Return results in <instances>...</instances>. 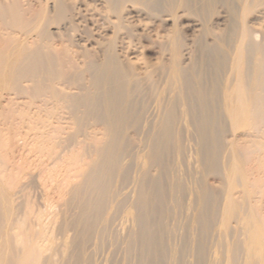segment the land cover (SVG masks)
<instances>
[{
	"label": "bare ground",
	"instance_id": "6f19581e",
	"mask_svg": "<svg viewBox=\"0 0 264 264\" xmlns=\"http://www.w3.org/2000/svg\"><path fill=\"white\" fill-rule=\"evenodd\" d=\"M219 6L227 25L217 30ZM262 8L264 0H0V89L47 149L45 171L67 164L63 178L48 175L64 198L58 230L74 231L58 242L48 216L39 211L34 223L35 213L21 212L24 184L7 166L0 129V264H95L120 246L122 260L104 264H264V35L252 25ZM183 16L197 31L189 63ZM81 19L94 32L78 43ZM62 23L66 32L51 30ZM141 35L155 61L141 57ZM54 119H69L71 131L54 137Z\"/></svg>",
	"mask_w": 264,
	"mask_h": 264
},
{
	"label": "rangeland",
	"instance_id": "374dc122",
	"mask_svg": "<svg viewBox=\"0 0 264 264\" xmlns=\"http://www.w3.org/2000/svg\"><path fill=\"white\" fill-rule=\"evenodd\" d=\"M92 3H94V2H92ZM96 4L97 5L100 4V1H97ZM218 11H219V15H217L213 19V25L217 30L223 29L227 25L226 17H225L227 14H226L225 8L223 6H219ZM261 11L264 12V8H262ZM263 16H264V13H262L261 15L259 14L258 19H255L254 17L252 18V25L257 30V33L259 34V37H258L259 39H261V37H263V35H264V17ZM191 19L187 16H183L181 18V21H180L181 25H183L185 27V32H186V35L188 38V40H187L188 47H187V50L185 51L186 52L185 59H186L187 63L190 62V57H191L190 55L192 54L193 49H194L193 35L197 32L194 30H190L188 27ZM254 22H257V23L255 24ZM168 25H170V23ZM64 26H65V23H62L61 26L53 24L51 26V30L56 31L60 28L61 31L66 32V29L64 28ZM78 26H79V30L77 32H75L73 35L74 39L78 43H79V39L82 38L84 40V39L88 38L87 34L85 33L86 29L89 30V28H90V30H92L94 32L91 25L88 24V22L84 19L79 20ZM198 29L199 28H197V30ZM138 32H141V30L138 29ZM136 39H135V41H136L138 47L140 46L139 50L141 51L140 52L141 57L147 61H155L157 58V55H158L157 54V48L154 47V45L149 42L148 38L142 37V35L140 38H136ZM209 40H212V38H209ZM80 42L84 43V41H80ZM87 46L90 47L91 43L87 42ZM0 97H1L0 98V110H3L5 112L4 116H0V129L3 130L2 131L3 132L2 133V137H3L2 142H4L3 144H5V146L2 147V151H3V154L5 156V160L7 161L6 163H7L9 170H12L11 171L12 175H13L12 177L13 178L17 177L16 179L18 180V182H21L24 184L22 191L18 194L19 195L18 200L20 203L21 212H27L28 214L30 212V215H34V213H35V216H33V218H31L29 216V218H31L32 222H34V223L36 220L35 217L36 216L38 217V214H40V213L44 214V216H43L44 219L46 218V216H48L47 223L50 226V229L51 228L53 229V234L55 233V235H57L56 237L55 236H53V237H55V239H57L58 242H59L58 239H60V238L64 239L65 236L69 235V237H71L74 233L73 230L67 229L65 232H60L58 230V225L64 219L63 216H64V212H65V206L63 205V201H62L64 198L62 197V195H60V191L57 189L56 185L52 181V178L49 177L48 172H50V171L49 170L47 172L45 171V169H48V167H49L48 165L52 161V159H50L49 156L47 154H45L47 149L42 150L40 147L41 145L37 144L38 141L36 142V140L38 138L37 139L35 138L37 135L36 136L34 135L35 137H33L34 131H31V133L27 132L28 134H26V130H27L26 125L27 124L25 125V123H22L21 120H19L17 118L16 109L18 106L13 104V101L10 100L11 96L4 93L0 89ZM68 120L69 119H63V121L57 122L54 119V122H51L54 124V126L56 123L59 124L56 126L60 127L58 129V131L52 132V135H54V137L58 138L61 136H66L67 133L71 131L72 125L69 122L70 120L69 121ZM37 122H35V124ZM68 123H70V124H68ZM41 125L42 124L37 123L36 127H38V129H39L40 127H42ZM96 127L92 126V130L97 129ZM23 128H25V129H23ZM99 128L100 127H98V129ZM59 130H61V131H59ZM90 130H91V127H90ZM33 138H35L36 140H34ZM80 138H82V137H80ZM232 138H233L232 135H229L227 137V139H229V140ZM237 139L243 144V147H242L243 155H244V157H246V159L249 160V163H248L249 166H252L253 164H252L251 154L249 153V150H247V148L244 146V141H245V139H247V137L243 136L242 134H239V138L237 135ZM3 144H2V146H3ZM38 147H39V149H38ZM68 149L63 148L64 153H66V151H67V154H68V152H69ZM40 150H42L43 152ZM63 150L61 147L58 148L59 152L60 151L63 152ZM63 165L64 166L60 165V167L58 165V168L56 170H54V172L57 170L58 171L61 170L59 172L58 171L55 172V173L59 174L60 178L61 177L63 178V176H64V173L62 171H65L66 170L65 167H68V166H66L67 164H63ZM61 167H63V168L60 169ZM54 172H50L49 173L50 176H52L54 174ZM61 174H63V175H61ZM209 178H208V180H209V183L211 185L216 186L218 184V179L216 177L214 178V176H210ZM52 182H53V184H52ZM46 201H50V203L52 204V206H50V210H48L49 207L46 208L44 205L46 203ZM261 202H262V205L264 206V196L261 197ZM45 210H46V213H45ZM48 211H50V212H48ZM36 213H38V214L36 215ZM67 215H68V213H67ZM29 222L30 221H28V225H29ZM32 222H31V224L33 225ZM63 235H64V237H63ZM62 239H60V240H62ZM106 248H107V250H106ZM106 248H105V252L102 250L103 252L101 251V253L98 254V257H99V258H97L98 262L97 261H95V262H97L98 264H104L103 262H105L107 260L106 258H109V256L110 257L115 256V258H119L121 255L122 256L118 260H122V258H123L122 253L123 252L121 251V246L118 247L117 251L115 250L116 252L113 251V249H112V251H113L112 252L110 250V247H106ZM111 252L114 255H110V254H112ZM110 260L111 259H109L107 261H110ZM97 263H95V264H97Z\"/></svg>",
	"mask_w": 264,
	"mask_h": 264
}]
</instances>
